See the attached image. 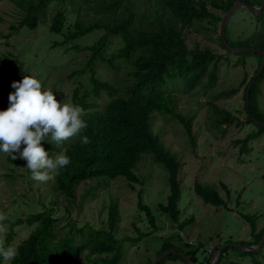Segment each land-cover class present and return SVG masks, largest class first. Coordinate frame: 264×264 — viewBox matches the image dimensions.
<instances>
[{
    "label": "trees",
    "instance_id": "16d2710c",
    "mask_svg": "<svg viewBox=\"0 0 264 264\" xmlns=\"http://www.w3.org/2000/svg\"><path fill=\"white\" fill-rule=\"evenodd\" d=\"M10 1L22 13L19 23L11 27L14 32L26 27L31 30L37 29L39 14L46 12L48 7H53L49 23V31L53 33V70H57L63 64H70L64 61L82 49L85 41L78 43L81 37L92 33L98 35L93 44L87 46L90 55L84 67L71 71L67 78L71 81L73 89L66 98L85 110L83 119L87 123L86 129L77 139L66 141L62 148H57L53 143H46L45 140L41 142L47 152L49 151V157L52 153L54 155V152L62 151L71 160L69 165L59 170V174L55 175L53 180V192L66 198L67 203L62 206L64 212L57 209L62 204L53 200L48 204L36 202L39 210H28L26 214L16 216L14 223L10 224L12 234L17 226H25L29 229V234L16 246L18 255L11 264H73L83 253L87 254L90 264H120L125 242L137 243L156 231V216L143 201L144 191L142 189L137 191L136 209L145 216L151 231L143 233L136 229L138 236L135 238L120 239L116 234L118 211L116 203L112 200L107 209L106 220L98 229H94L89 223L81 224L74 218H68L72 211L70 204L76 200L75 188L87 181L94 182L91 190L85 192L86 195L93 193L92 190L108 188V185L118 178H122L127 187L134 192L135 185H141L142 182L135 170L140 157L145 154L151 155L152 162L161 166L167 174L168 195L164 204L157 205L156 211L170 219L180 230L186 223L193 222V218L180 220L181 211L178 203L181 198V162L175 153L165 147L160 139V131H157V134L153 132V122L156 116H170L176 122L173 123L175 126H182L191 146L195 148L193 118H186L176 112L172 90L181 87L182 93H186L199 85L211 87L218 79V64L222 58L208 48L188 50L183 32L206 18H211L209 20L217 25L221 18L214 16L207 4L221 8L224 14L236 0H224L223 7L217 3L222 0ZM240 1L248 3L245 0ZM153 2L157 5L147 19L154 23L155 27L153 30H146L140 22V10ZM89 11L100 15L101 19L95 23H86L85 18ZM117 12L119 17L116 16ZM164 17L166 22L162 20ZM220 46L230 53L221 40ZM257 48L264 51V38ZM254 55L261 61L260 54ZM10 57L11 54L0 57V82L8 81L12 85L14 81H21L26 73L23 63H20L17 57L12 59ZM237 64L246 66V62H242L241 59H238ZM259 66L260 64L248 82L244 77L240 84L244 85V102L246 89L258 72ZM124 67L128 69L123 70ZM100 68H105L111 73L103 76L97 72ZM82 75H89V87L78 80ZM263 80L264 70L250 85L249 102L247 106L245 103L243 105L244 122L239 118L241 110L237 109L233 114L219 110L216 105L209 103L215 112L217 124L225 126V130L220 132L221 138L226 135L231 125L239 129L238 132H244L246 126L254 129L234 142L235 145H240L241 154L249 153L250 143L264 134V115L260 111L261 104L257 101L258 88ZM11 90L15 91L12 87ZM55 90L58 89L56 83H53V92ZM237 91L226 90L219 93L216 99L232 96ZM102 95L105 102L98 101ZM84 136L89 138L90 143H81ZM7 160L18 164L10 155L7 156ZM5 177L11 176L7 174ZM194 186L195 195L204 204L226 206L214 187L204 186L198 182H195ZM221 187L226 190L229 197L227 187L223 184ZM245 218L247 221H254L248 216ZM7 222L9 221L6 220L4 224ZM59 222H62L60 228L57 225ZM250 229L253 239L248 241L249 243L241 241L239 244L255 246L259 243L264 229L257 232L255 222H251ZM13 236L7 233L3 246L10 245ZM173 241L167 239L161 244L158 257L171 250L184 254L192 263L197 264V250L182 252ZM189 243L184 245L189 247L191 246ZM225 251L227 250H223L216 264H219ZM240 253L250 254L241 251ZM212 254L213 250L210 251L211 256ZM166 258L180 260L175 255ZM208 261L204 259L200 264H208ZM149 263L151 262L146 264ZM0 264H5L2 257Z\"/></svg>",
    "mask_w": 264,
    "mask_h": 264
},
{
    "label": "rangeland",
    "instance_id": "374dc122",
    "mask_svg": "<svg viewBox=\"0 0 264 264\" xmlns=\"http://www.w3.org/2000/svg\"><path fill=\"white\" fill-rule=\"evenodd\" d=\"M245 1L251 5L262 3L260 0ZM223 2L224 0L217 3L223 7ZM156 5L157 3L153 2L140 10V22L146 30H153L155 27L154 23L147 18ZM207 6L214 16L222 19L224 14L221 8H214L209 4ZM52 15L53 7H48L46 12L39 14L37 29L31 30L26 27L19 32H14L11 27L19 23L22 13L10 0H0V57L9 56V54L12 56L10 59L17 57V60L23 63L26 75L34 74L44 88L53 91V83H56L58 89L54 91L56 98L67 102L69 98L66 96L70 95L73 89L71 81L67 79L68 75L71 71L84 67L90 55L87 46L92 45L98 35L92 33L81 37L78 43L85 41V44L81 46L82 49L70 59L62 57L65 63L70 64H63L62 67L53 70V33L49 31ZM116 16L119 17L118 12ZM100 19V15L89 11L85 22L95 23ZM209 19L211 18L194 24L183 34L188 50L208 48L222 58L218 64L216 83L208 88H205L206 85H199L200 87L186 93H182L181 87L172 90L176 112L186 118H193L192 133L196 137L195 148L191 146L182 126H175L173 123L176 122L170 116H156L152 128L155 134L160 131V139L165 147L175 153L181 162V198L178 203L181 211L180 220L186 221L193 218L194 221L186 223L180 230L170 219L156 211L157 205L164 204L166 201L168 182L166 171L154 164L149 154L141 156L137 164L135 172L142 182L141 185H135L134 192L127 187L122 178L114 180L115 182L110 183L104 190H92L93 193L87 195L85 192L91 190L94 181L80 183L75 188L76 200L70 204L72 211L68 218H74L81 224L89 223L94 229H98L106 220L107 209L112 200L117 206L116 234L120 239L135 238L138 236L136 229L143 233L151 231L145 216L136 209L137 191L139 189L144 191L143 201L156 216V231L137 243L125 242L120 264H146L157 260L160 257H158L159 248L167 239L174 240V244L180 247L182 252L197 250V264L204 259L209 260L210 251L213 250L214 253L216 248L227 250L219 264H264V246L259 252L246 255H241L240 250L229 246L239 244L241 241L249 243L248 241L253 239L251 222H255L257 232L264 229V134L250 143L249 153L241 154L240 145H235L236 141L254 129L246 126L244 132H238L240 130L231 125L226 135L221 138L220 132L225 130V126L217 124L215 112L209 105L211 102L219 110L233 112V114L239 109L241 110L239 118L244 122V85L240 86V84L244 77L246 82L250 80L263 59L260 61L254 53L239 56L227 53L220 46L221 21L214 25ZM162 20L166 22L165 17ZM225 38L228 45L234 46L233 48L258 49V44L264 38V10L260 16H253L246 9L238 10L229 21ZM238 59L246 62V66L237 64ZM127 69V67L123 68V70ZM97 72L103 76L111 73L105 68H100ZM88 77L89 75H82L78 80L88 84L87 87H89ZM230 89L238 91L232 96L216 99L219 93ZM12 92L14 91L11 90V84L8 81L0 82V110L8 108V97ZM98 101L105 102L104 95ZM257 101L261 104L260 111L264 115V80L259 85ZM78 137L79 135L72 139ZM45 142L51 144L49 139ZM55 154L58 152H54ZM8 155L0 152V210L9 221L4 224V231L0 232V245L5 244L6 234L9 233L11 236L14 235L10 245L16 249V246L29 234V229L25 226L15 227L12 234L10 224L14 223L16 216L39 210L36 202L48 204L53 200L62 204L57 209L63 213L62 206L67 201L65 197L53 192V180L47 183L32 180L26 161L20 159L19 154L16 153L18 158L15 160L18 164H13L7 160ZM7 174L11 177H5ZM195 182L214 187L226 206L215 207L204 204L194 193ZM221 184L227 187L230 192L229 197ZM245 216L254 221L245 220ZM57 225L58 228L62 227V222ZM227 241L231 243H226ZM189 242L191 246L186 247L184 243ZM3 262L8 264L4 260ZM73 264H90L87 254L83 253ZM161 264L182 263L180 260L165 258Z\"/></svg>",
    "mask_w": 264,
    "mask_h": 264
},
{
    "label": "clouds",
    "instance_id": "9594fccd",
    "mask_svg": "<svg viewBox=\"0 0 264 264\" xmlns=\"http://www.w3.org/2000/svg\"><path fill=\"white\" fill-rule=\"evenodd\" d=\"M11 87L15 91L9 94V106L0 110V152L9 154L13 160L18 158L15 155L18 153L26 161L32 180L52 181L71 160L62 151L50 158L41 142L49 139L57 148H62L66 141L86 129L85 110L71 101L58 100L51 89L42 87L34 74L12 82ZM81 143L88 144L90 140L84 136ZM6 219L0 212V232L4 231ZM17 255L13 246L0 245V257L8 264Z\"/></svg>",
    "mask_w": 264,
    "mask_h": 264
},
{
    "label": "water",
    "instance_id": "95a60500",
    "mask_svg": "<svg viewBox=\"0 0 264 264\" xmlns=\"http://www.w3.org/2000/svg\"><path fill=\"white\" fill-rule=\"evenodd\" d=\"M262 3L259 6H251L247 3L241 2L240 0H236L233 5L226 11V13L223 15L221 22H220V27H219V36L220 40L223 43V45L226 47V49L232 53L235 56H239L245 53H257L262 56V64L258 68V72L252 79L250 85L256 80V78L262 73L264 70V51L260 49H244V48H233L228 45L226 38H225V30L228 27L229 21L232 18V16L240 9H246L248 12H250L253 16H260L262 14V11L264 9V0H261ZM250 85L246 89V95H245V102L246 106L249 102V91H250ZM232 248L238 249L243 253H255L259 252L262 247L264 246V234L262 235V238L260 242L255 245V246H245L241 244H233L229 245ZM223 252V249H218L216 250L212 256L210 257L208 264H216L219 256ZM169 255H175L177 256L180 260H182L185 264H194L190 261L189 257L185 256L184 254L177 253L175 251H166L164 252L157 260L149 263V264H158L161 261H163L167 256Z\"/></svg>",
    "mask_w": 264,
    "mask_h": 264
}]
</instances>
